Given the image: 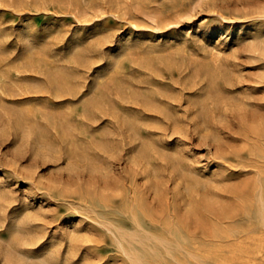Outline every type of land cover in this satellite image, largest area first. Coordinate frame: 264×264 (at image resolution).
<instances>
[{
    "label": "rangeland",
    "instance_id": "1",
    "mask_svg": "<svg viewBox=\"0 0 264 264\" xmlns=\"http://www.w3.org/2000/svg\"><path fill=\"white\" fill-rule=\"evenodd\" d=\"M0 264H264V0H0Z\"/></svg>",
    "mask_w": 264,
    "mask_h": 264
},
{
    "label": "bare ground",
    "instance_id": "2",
    "mask_svg": "<svg viewBox=\"0 0 264 264\" xmlns=\"http://www.w3.org/2000/svg\"><path fill=\"white\" fill-rule=\"evenodd\" d=\"M261 123V122H260ZM261 213V212H260ZM8 261V260H7Z\"/></svg>",
    "mask_w": 264,
    "mask_h": 264
}]
</instances>
